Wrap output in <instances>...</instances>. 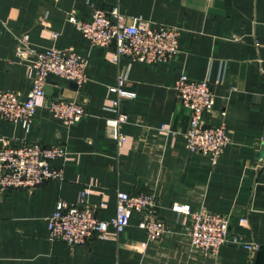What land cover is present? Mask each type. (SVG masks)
Here are the masks:
<instances>
[{"label":"crops","instance_id":"1","mask_svg":"<svg viewBox=\"0 0 264 264\" xmlns=\"http://www.w3.org/2000/svg\"><path fill=\"white\" fill-rule=\"evenodd\" d=\"M96 7L178 27V55L152 64L109 60L108 49L69 19H89ZM25 35L34 49L70 48L87 60V80L76 91L64 88L63 97L84 101L88 112L68 125L42 106L28 131L0 120V135L13 143L69 152L53 162L61 179L0 197V264H264V0H0L1 89L27 94L32 87L33 71L16 55ZM181 73L208 79L215 102L206 121L228 126L230 143L215 164L187 147L189 109L174 90ZM120 76L123 95L112 90ZM119 112L128 117L120 126ZM85 187L92 203H104L101 219L114 216L118 191L153 193L167 233L148 241L144 213L133 211L117 238L51 241L56 203H74ZM174 204L229 214L231 233L260 248L226 243L216 256L192 252L190 218Z\"/></svg>","mask_w":264,"mask_h":264},{"label":"built area","instance_id":"2","mask_svg":"<svg viewBox=\"0 0 264 264\" xmlns=\"http://www.w3.org/2000/svg\"><path fill=\"white\" fill-rule=\"evenodd\" d=\"M69 19L93 45L108 49L107 58L118 61L126 56L148 64L169 61L179 53L180 29L167 24H155L140 16L127 15L113 7L94 8L92 17L80 19L71 14ZM16 55L33 71V83L27 94L15 89L0 88V120L22 122L26 131L33 123L37 109L47 107L68 125L79 122L87 115V105L77 98L47 95L48 76L55 74L77 83L78 89L87 80V60L73 49L49 47L34 49L28 36L20 39ZM125 77L120 76L112 90L125 93ZM177 98L189 109V126L185 132L187 147L194 153L209 157L217 163L230 143L225 123L211 125L206 121L215 102V94L208 79H194L181 73L174 84ZM114 107L118 101L113 102ZM128 117L119 112L120 126ZM122 137V135H120ZM69 159L64 145H45L21 140L13 143L0 135V197L9 190L30 189L52 179H61L62 170L53 162ZM90 187L82 189L74 203L58 201L48 217L49 239L65 241L71 246L86 244L95 236L117 238L130 225L133 211L144 217L140 226L148 241H158L168 231L166 221L158 214V200L153 193L118 191L116 211L110 219H101L97 212L104 203H92ZM173 210L185 213L191 221V251L216 256L226 243L258 250L256 241H244L231 233V217L227 213L206 207L191 209L190 205L174 204Z\"/></svg>","mask_w":264,"mask_h":264},{"label":"water","instance_id":"3","mask_svg":"<svg viewBox=\"0 0 264 264\" xmlns=\"http://www.w3.org/2000/svg\"><path fill=\"white\" fill-rule=\"evenodd\" d=\"M54 82L58 84L57 87H54L52 85V83ZM66 87L70 88L73 91H76L78 89L77 83L73 80H68L55 74H50L48 76V84L46 85L47 95L54 97H63L64 88Z\"/></svg>","mask_w":264,"mask_h":264}]
</instances>
